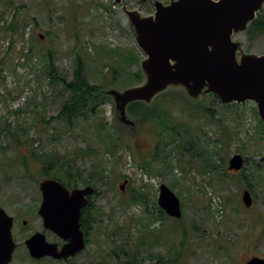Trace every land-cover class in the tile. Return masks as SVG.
I'll use <instances>...</instances> for the list:
<instances>
[{
	"label": "rangeland",
	"instance_id": "374dc122",
	"mask_svg": "<svg viewBox=\"0 0 264 264\" xmlns=\"http://www.w3.org/2000/svg\"><path fill=\"white\" fill-rule=\"evenodd\" d=\"M130 1L134 10L149 16L144 10L148 8L143 9L140 0ZM16 11L27 23L25 38L13 37L5 29ZM0 25V207L14 217L12 232L17 248L12 264H122L106 253L112 249L113 241L117 242L116 233L123 226L133 228L144 255L143 264H151V254L179 248L183 250L181 264H246L252 257L264 258V166L256 169L264 154V125L253 113L254 103L226 108L209 94L192 99L183 88L169 89L167 100L173 96L166 102L169 113L182 132L187 131V138L196 141L191 153L180 154L177 140L172 141L169 134L156 137L150 125L123 124L114 99L101 106L99 117L68 127L51 119L58 114L62 95L44 77L42 55L55 51L60 73L72 78L75 59L80 54L90 83L104 85L106 92L129 88L120 79L129 69L137 71L140 64L128 66L127 60L118 54L123 52L128 57L141 51L122 5H115L114 0H0ZM47 32L51 35L47 36ZM234 40L242 43L245 53L249 46L250 54L264 55V35L252 42L242 35ZM31 47L35 54L33 62L21 65V52ZM141 55V60L146 58ZM201 104L210 108L208 114L213 121ZM128 118L132 119L129 114ZM101 123L112 124L123 137L115 157L103 154L99 148L100 138L107 132L99 133ZM22 124L25 134L18 140L6 131ZM32 147L40 153L56 151L66 155L75 160L79 169L91 166L85 149H99L100 154L92 153L91 157L106 161L111 173L109 184L100 187L92 198L95 207L91 213L94 217L98 214L99 222L91 230L90 242L66 263L52 259L35 261L24 244L36 232L45 233L48 242L60 241L44 230L38 215L42 202L39 185L27 178L23 166L16 162L27 157L33 163ZM197 149L215 151L218 155L213 164L219 168L210 172L197 158ZM237 154L246 159L244 169L229 172L231 179L226 178L223 167L227 168ZM144 162L151 165L142 168ZM242 172L254 174L251 208L242 202V192L247 189L240 181ZM34 173L35 178L43 179L37 170ZM125 180L130 182L121 191ZM163 184L173 186L184 204L182 222L159 219L151 223L148 232H139L142 223H147L145 210L154 209L152 204L146 208L132 202V195L145 190L157 202ZM24 221L27 225H23Z\"/></svg>",
	"mask_w": 264,
	"mask_h": 264
},
{
	"label": "water",
	"instance_id": "95a60500",
	"mask_svg": "<svg viewBox=\"0 0 264 264\" xmlns=\"http://www.w3.org/2000/svg\"><path fill=\"white\" fill-rule=\"evenodd\" d=\"M151 1L156 13L142 16L137 10H128L124 0H114L115 5H122L146 56L140 61L145 77L141 84L107 92L115 101L118 119L134 127L137 122L127 113L130 104L150 105L161 93L183 88L192 99L213 94L224 105L254 103L264 125V55L245 53L242 43L234 40L263 10L264 0H175L168 6ZM260 163H264V154ZM244 165V157L237 154L230 159L228 170L239 172ZM126 184L120 186L122 191ZM39 188L38 214L43 228L63 244L48 242L45 233L36 232L25 240L30 257L56 261L76 257L87 245L81 220L95 188L69 189L54 178L42 179ZM242 202L246 208L253 205L248 189ZM158 206L168 217H183L181 200L167 185L160 186ZM13 226L14 218L0 207V264H12L17 248ZM246 264H264V258L252 257Z\"/></svg>",
	"mask_w": 264,
	"mask_h": 264
},
{
	"label": "trees",
	"instance_id": "16d2710c",
	"mask_svg": "<svg viewBox=\"0 0 264 264\" xmlns=\"http://www.w3.org/2000/svg\"><path fill=\"white\" fill-rule=\"evenodd\" d=\"M26 26L27 23L22 20L19 13L16 11L14 12L11 20L6 22L5 29L13 37L20 36L21 38H25L27 34ZM0 27L2 26L0 25ZM46 34L47 36H50L51 32H47ZM241 34L245 36L249 42H252L256 38L264 35V9L258 13L257 18L250 23L247 30ZM248 50L249 46L246 47V51L249 53ZM107 52L113 53V50H108ZM34 55L32 47L29 48L27 52L24 48L20 54V60H23L20 64L27 65L28 63L33 62L35 58ZM118 55L127 60L128 66H132L134 64L139 66V62L142 59V55L138 51L131 53L128 57L123 52ZM41 64L44 77L47 78L49 84L55 87L58 90V93L62 95L58 114L51 119H56L68 127H75L79 122L99 117V110L101 106L108 102L111 103L112 99L104 90V85L90 83L86 63L82 55L78 54L75 59L72 78L60 73L56 64L55 51L49 50L43 54ZM99 75L102 76L103 73H100ZM144 79L145 77L140 69H137L135 72H132L129 69L126 73H124V75H122L120 82L127 84L123 85L125 87H132L141 84ZM126 81L131 83L128 84ZM168 91L158 95L150 105L144 102H135L130 104L127 108V113L132 120L139 123V125L143 126L145 124L152 126L153 129L150 131L152 133L154 132L156 137L162 138L163 135L169 134L173 138L172 141L176 142L177 140L176 148L181 151L180 154H183V151L191 153V149H194L193 147H195L196 141L188 139L187 131L185 130L182 132L180 125L174 122L172 114L168 111L169 105L166 103L168 100L170 101L173 98V96H171L167 100L166 96L169 95ZM210 96L217 98L213 94H210ZM237 106L238 105L236 104H232L226 105L225 107L233 108ZM201 108H203V111L208 116L210 108H207L206 105L203 104H201ZM253 113L257 118L259 117L256 107L253 108ZM209 117V120L213 119L211 115H209ZM259 122L262 124L261 120H259ZM107 125L109 128L111 127L110 130L105 127ZM107 125L101 123L100 129L102 131L99 133H103L105 131L107 132L101 136V144L99 145V148L103 150V154L115 157L117 148L123 142V137L121 134H117L116 127L112 124L109 125L107 123ZM6 131L12 138L18 140L21 135L25 134V125L18 126L13 129L6 128ZM188 146H190L189 149ZM98 150L92 147H87V149H85L87 157L91 159V166L85 169L77 168L75 160L69 159L66 155H61L56 151L54 153L45 151L40 153L35 147H32L30 151L34 159L33 163H29L27 157L17 160L16 162L18 165L23 166L25 176L35 181L37 185H39L40 180L34 177V171L36 170L39 172L40 178L57 179L69 189L79 188L80 186H94L96 189L95 195H97L99 191L98 189L102 186H107L109 184L108 181L111 178L107 162L100 158L91 157L92 153L96 156L100 154ZM156 154L157 157H159L160 151L158 150ZM196 155L197 158L201 159V162L208 167L210 172L216 171L219 168V166H215L213 164L214 157L218 155L215 151L212 152L209 150L199 149ZM150 165V163L144 162L141 164V167L148 168ZM262 166L264 165L256 163V169L260 170ZM223 171L225 177L231 179L228 167H223ZM253 177V173L248 176L246 173L242 172L240 175L241 183L244 182V187L251 191V193H254ZM171 189L173 190L174 187L171 186ZM132 197V202L141 204L146 208H148L149 204H152L154 209L153 211L148 209L145 210V220L147 223H142L143 229L139 230V232H148L150 228L149 226L155 220L169 219V217H167L159 208L155 198H152L154 196L150 195L148 191L138 190L132 195ZM94 207L95 203L92 201L86 208V212L82 218V229L87 236L88 244L90 242L89 236L91 234V230L94 228L95 224L99 222L97 218L98 214H95L94 217V213H91V210ZM95 212L97 211L95 210ZM136 220H139L140 222V219ZM174 221L179 223L182 222V220L176 219H174ZM132 232L133 228L131 226H123L120 228V231L116 233V237L118 238L117 242L113 241L112 249L106 253L108 258L122 264H143L144 255L140 249L141 245L138 243L137 237L134 236ZM149 257L150 258H148V260L151 261V264H181L183 260V250L181 248L176 250L166 249L165 251L151 254Z\"/></svg>",
	"mask_w": 264,
	"mask_h": 264
},
{
	"label": "flooded vegetation",
	"instance_id": "af4514ba",
	"mask_svg": "<svg viewBox=\"0 0 264 264\" xmlns=\"http://www.w3.org/2000/svg\"><path fill=\"white\" fill-rule=\"evenodd\" d=\"M124 1H125V4H126L127 8H130V10H133L134 9V7H132V4L133 3L131 4V1L130 0H124ZM140 1L142 3V8L143 9L146 8V7L148 8V10L147 9H144L145 12H146L145 13L146 15L151 16V15H154L156 13V6L154 5V3L151 0H147V1L140 0ZM173 1H175V0H156L157 3H161L164 6L170 5ZM85 210H86V208L83 211V216H84V214L86 212Z\"/></svg>",
	"mask_w": 264,
	"mask_h": 264
}]
</instances>
